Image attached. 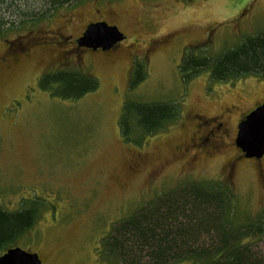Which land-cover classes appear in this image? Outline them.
I'll use <instances>...</instances> for the list:
<instances>
[{
	"label": "rangeland",
	"instance_id": "374dc122",
	"mask_svg": "<svg viewBox=\"0 0 264 264\" xmlns=\"http://www.w3.org/2000/svg\"><path fill=\"white\" fill-rule=\"evenodd\" d=\"M92 4L61 9L30 32L0 38V57L6 41L34 39L40 46L0 86V208L36 207L32 229L12 248L36 253L44 264H114L103 254L112 228L190 184L228 188L241 220L261 214L264 171L243 161L235 170L228 165L237 154L231 143L237 123L264 103V79L219 83L204 72L186 80L180 66L186 51L217 56L264 33V0H113L98 13ZM99 21L118 27L126 40L106 55L76 51L73 41ZM59 34L68 39L64 57L56 50ZM136 62L145 80L132 88ZM64 69L91 74L99 89L78 101L40 89L41 77ZM128 104L176 105L179 118L149 136L130 124L126 140L121 121ZM198 117L223 122L230 146L184 170L189 155L178 147L197 132Z\"/></svg>",
	"mask_w": 264,
	"mask_h": 264
},
{
	"label": "trees",
	"instance_id": "16d2710c",
	"mask_svg": "<svg viewBox=\"0 0 264 264\" xmlns=\"http://www.w3.org/2000/svg\"><path fill=\"white\" fill-rule=\"evenodd\" d=\"M85 1L88 0H0V38L10 32H30L59 10ZM205 54L186 51L180 66L186 80L204 72L219 83L248 76L264 79V33L217 56ZM142 64L135 63L132 88L145 80ZM39 87L52 97L78 101L96 92L99 82L89 73L64 69L41 77ZM178 118L176 105L128 104L121 121L122 133L128 140L131 124L140 134L153 135ZM233 202L224 186L190 184L115 225L103 240V254L114 264H264V211L244 221ZM35 209L32 206L9 213L0 208V257L32 229Z\"/></svg>",
	"mask_w": 264,
	"mask_h": 264
},
{
	"label": "flooded vegetation",
	"instance_id": "af4514ba",
	"mask_svg": "<svg viewBox=\"0 0 264 264\" xmlns=\"http://www.w3.org/2000/svg\"><path fill=\"white\" fill-rule=\"evenodd\" d=\"M101 4L102 6H108L111 4V1L108 0L104 2L93 1L92 5H94L95 11L97 13L99 12L98 6ZM99 22H104V21H99ZM99 22H94V23H99ZM87 27L85 28L84 32L81 34V37L85 33ZM58 38H59V44H57L58 48L56 50L58 51V55L64 57L67 54V52L63 51V46L66 44V41H68V39L64 37L62 34H59ZM60 40L62 42H60ZM73 44L75 45L76 51L92 52V50L89 49L79 48L76 44V40L73 41ZM5 45H6V50L4 54H2L0 57V86L2 85L4 80V78L2 77L8 70H13L11 68L20 66L23 59L30 58V56L32 55L31 53L37 47H40L38 46L39 42L34 39H30L26 41L17 40L15 42L6 41ZM120 45L121 44H119L115 49L109 52H103V54L106 55L114 50H117ZM46 49L50 50L52 48L46 47ZM259 106H257L256 108H258ZM256 108L250 111L246 116H244V118L239 120V122L235 127L234 138L231 141V143L234 145V149L236 150L237 154L235 158H233L230 161V164L228 165L230 167V170H235L237 166L240 165L239 161H243L244 163H253L256 170H261L259 174H262L264 171V157L260 160L246 159L244 157V154L236 147V136L238 133L239 124L250 113L256 110ZM218 118L221 117L218 116ZM198 121H199V125L197 126V132L194 134V136L189 139V142L186 145H181L178 147L182 153L189 155L188 158L186 159L185 165L183 166L184 170H194L196 167H198L197 164L203 161H209V159L212 158L215 154L219 153L221 150H225L226 147L230 146L229 145L230 133L229 130L224 126L223 122H219L218 120L216 121L215 118L203 120L200 117H198ZM132 171L135 173V170Z\"/></svg>",
	"mask_w": 264,
	"mask_h": 264
},
{
	"label": "water",
	"instance_id": "95a60500",
	"mask_svg": "<svg viewBox=\"0 0 264 264\" xmlns=\"http://www.w3.org/2000/svg\"><path fill=\"white\" fill-rule=\"evenodd\" d=\"M126 40L116 26L106 22L90 24L81 38L76 40L79 48L97 52H109ZM236 147L246 159L260 160L264 157V104L250 113L238 126ZM0 264H44L38 254L20 248H12L0 257Z\"/></svg>",
	"mask_w": 264,
	"mask_h": 264
}]
</instances>
